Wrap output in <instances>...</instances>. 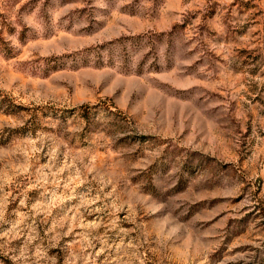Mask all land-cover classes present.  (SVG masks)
I'll use <instances>...</instances> for the list:
<instances>
[{
    "label": "rangeland",
    "instance_id": "rangeland-1",
    "mask_svg": "<svg viewBox=\"0 0 264 264\" xmlns=\"http://www.w3.org/2000/svg\"><path fill=\"white\" fill-rule=\"evenodd\" d=\"M0 102V264H264V0H0Z\"/></svg>",
    "mask_w": 264,
    "mask_h": 264
},
{
    "label": "trees",
    "instance_id": "trees-1",
    "mask_svg": "<svg viewBox=\"0 0 264 264\" xmlns=\"http://www.w3.org/2000/svg\"><path fill=\"white\" fill-rule=\"evenodd\" d=\"M82 108L83 110V115L84 116H87L90 112L88 111L89 108L88 107H85V106H80V109ZM0 109H1V102H0Z\"/></svg>",
    "mask_w": 264,
    "mask_h": 264
}]
</instances>
